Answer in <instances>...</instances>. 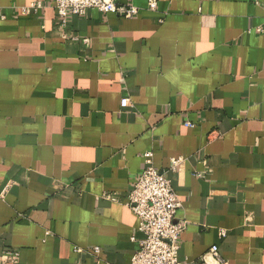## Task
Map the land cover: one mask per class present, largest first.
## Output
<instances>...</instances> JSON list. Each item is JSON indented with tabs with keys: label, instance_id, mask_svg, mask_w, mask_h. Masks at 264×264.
Segmentation results:
<instances>
[{
	"label": "crops",
	"instance_id": "crops-1",
	"mask_svg": "<svg viewBox=\"0 0 264 264\" xmlns=\"http://www.w3.org/2000/svg\"><path fill=\"white\" fill-rule=\"evenodd\" d=\"M34 1L48 6L19 11ZM50 1L0 0V264L7 248L16 264H130L149 150L182 203L181 264L213 246L264 264V0H117L139 14L65 22Z\"/></svg>",
	"mask_w": 264,
	"mask_h": 264
},
{
	"label": "built area",
	"instance_id": "built-area-1",
	"mask_svg": "<svg viewBox=\"0 0 264 264\" xmlns=\"http://www.w3.org/2000/svg\"><path fill=\"white\" fill-rule=\"evenodd\" d=\"M50 4L64 22L69 14L85 15L90 9H97L103 13H118L128 18L139 14L140 8L135 5H121L117 0H51ZM48 6L42 1H34L20 7L23 15L37 14ZM148 8L156 11L158 0H148ZM163 21V19L161 20ZM257 30L264 32V26L257 27ZM130 105V97L122 99V106ZM188 125H192L187 122ZM154 152H145V167L136 178L133 189L129 193L126 204L135 212L140 219L138 232L143 234L140 239L135 235L134 241H138L139 247L132 257L130 264H181L178 258L181 247V236L186 228L187 222L178 220L177 214L182 206L181 200L175 190L172 180L166 172L154 165ZM182 158L173 160V169L182 163ZM107 198L118 200L114 194H106ZM221 236L226 235V230L221 229ZM81 252V248H76ZM100 247H95L90 252L99 254ZM7 260L13 264L18 263L19 252L7 248L5 253ZM210 255L217 260V264H229L221 256L219 248L213 246L203 257L205 264H211L206 260Z\"/></svg>",
	"mask_w": 264,
	"mask_h": 264
}]
</instances>
